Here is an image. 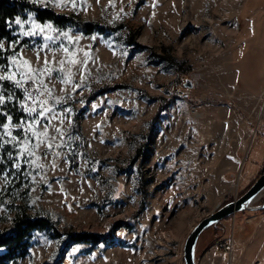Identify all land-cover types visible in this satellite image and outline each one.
I'll return each instance as SVG.
<instances>
[{
	"label": "rangeland",
	"instance_id": "obj_1",
	"mask_svg": "<svg viewBox=\"0 0 264 264\" xmlns=\"http://www.w3.org/2000/svg\"><path fill=\"white\" fill-rule=\"evenodd\" d=\"M244 2L35 0L60 14L123 27L113 35L84 34L29 15L21 18L28 21L23 29L15 24L17 38L2 41L5 50L0 51L11 57L9 44L19 40L14 50L17 64L10 65L17 78L30 68H43L45 56L49 66L57 69L64 61V73L41 78L54 90L53 97L61 98L56 113L71 111L63 123L53 120L49 128V138L55 137L50 142L62 143L53 148L58 156H45L41 146L28 164L21 159L19 173L11 161L0 165V173H10V183L0 174V228L8 226L19 211H26L50 217L60 231H112L115 241L72 244L62 252L61 240L36 232L30 254L20 264H185L184 244L192 228L243 194L264 172V145L260 143H264V93L258 98L242 93L229 62L231 44L243 38L236 31ZM32 23L44 31L21 35ZM48 24L54 30L44 27ZM129 28L135 43L128 41ZM65 32L71 39L61 35ZM46 36L53 39L46 40ZM4 63L0 56V64ZM69 71L72 83H62ZM187 79L192 87L185 86ZM75 84L81 86L73 91ZM4 88L12 92L15 86L10 82ZM102 88L107 91L89 98L94 89ZM45 98L46 94L41 97ZM49 103L54 100L49 98ZM83 108L79 125H74L73 116ZM11 116L13 124L19 123ZM26 118L27 114L22 119ZM216 118L218 125H214ZM234 119L252 134L246 151L241 146V153L235 154L241 163H232L224 154L217 160L215 155H204L199 145L226 138L233 131ZM228 121L230 127L225 129ZM12 134L23 140L22 131L12 129ZM32 143L35 139L29 147ZM196 146L198 151H194ZM19 147L23 144L7 145L0 155L7 151L18 155ZM199 162L204 168L198 169ZM263 204L262 195L250 206ZM263 208H246L206 228L197 241L196 260L211 246L225 244L224 238L232 237L231 242L246 212ZM229 246L218 253L226 256L227 264ZM260 259L264 261V256Z\"/></svg>",
	"mask_w": 264,
	"mask_h": 264
},
{
	"label": "crops",
	"instance_id": "obj_2",
	"mask_svg": "<svg viewBox=\"0 0 264 264\" xmlns=\"http://www.w3.org/2000/svg\"><path fill=\"white\" fill-rule=\"evenodd\" d=\"M240 15L241 22L237 28L236 36L242 35L243 38L241 42L237 43L235 40L231 44L230 69L235 85L242 93L252 98H258L264 93V0H256L255 3L245 0ZM235 120L233 131L228 134L225 133L226 138L220 142L215 140L210 144L199 145L204 155L205 153L215 155L214 158L217 160L224 154V157L231 160L232 163L236 165L241 163L240 156L236 155L241 153L239 150L241 146H244V152L246 151V147H248L246 144L249 143L252 134L250 129L241 127L242 124H238ZM214 125H218V120L215 121ZM223 126L228 129L230 121L224 122ZM210 130L211 136L215 138L214 129L211 128ZM193 132L201 136L198 134V130ZM262 142L263 140H260V143L264 145ZM194 151H198V148ZM199 165L201 167L198 169L204 168L201 162ZM246 213L247 216L237 225L232 241H228L232 237L224 238L225 244L211 246L204 253V256L198 259L200 261H197V264H227L226 256L218 255L227 245L231 246H229L231 250L230 264H264L263 259H260L261 256H264V208L257 212ZM218 228H221L219 231H223L222 226H218ZM220 258H223L222 260L225 262H220Z\"/></svg>",
	"mask_w": 264,
	"mask_h": 264
},
{
	"label": "trees",
	"instance_id": "obj_3",
	"mask_svg": "<svg viewBox=\"0 0 264 264\" xmlns=\"http://www.w3.org/2000/svg\"><path fill=\"white\" fill-rule=\"evenodd\" d=\"M29 15H33L40 22H52L56 26L71 28L84 34L113 35L123 27L122 25H103L96 21H83L71 15L60 14L52 8L43 7L30 0H0V41H12L17 38L15 34V18H25ZM5 21L13 22L11 28L6 26ZM127 38L130 43L136 42L135 34L131 28H129ZM9 85L10 82H3V86L6 88ZM28 87L31 88V85ZM106 91V88L94 89L89 98H95L98 94ZM15 96L19 99L10 102L3 110L8 112L9 115H13L16 121H19L26 116L19 103L24 97L19 90H15ZM84 110L85 108L81 109L78 114L73 116L74 125H79V115ZM4 122L7 121L3 116H0V123ZM0 131L3 130L0 129ZM2 170L3 168L0 166V172ZM36 232H45L51 237L61 240L62 252L72 244L87 243L95 246L100 243H113L115 241L112 231L108 234L76 230L60 231L55 221L48 216L19 211L8 226L0 228V264H20L22 259L30 254L31 241Z\"/></svg>",
	"mask_w": 264,
	"mask_h": 264
},
{
	"label": "snow or ice",
	"instance_id": "obj_4",
	"mask_svg": "<svg viewBox=\"0 0 264 264\" xmlns=\"http://www.w3.org/2000/svg\"><path fill=\"white\" fill-rule=\"evenodd\" d=\"M35 2V0H33ZM29 21H31V16L29 17ZM6 26L11 28L13 22L5 21ZM14 23L20 26L22 29L25 23L28 21H22L20 17H16ZM44 27L49 30H54L51 24L45 25ZM35 29H39L42 33L44 28L40 25L32 23L31 29L28 31H22L21 35L23 36H35L37 35V31ZM61 35L68 37V33H61ZM71 39V37H68ZM95 38V37H94ZM46 40H51L53 37L46 36ZM79 39V38H77ZM16 44H19V40L16 41ZM16 44H9V49L13 51V55L11 57L3 54V51H0V56H3V59L6 61L4 64H0V69L4 71L3 75H0V116H3L7 122L0 123V149H4L5 146L11 145L16 148L19 145L23 144V147H19V154L14 155L13 152L7 151L4 155H0V165H6L8 161H11V167L16 170L17 173L20 172L22 167L21 159L24 164L29 163V158L35 156V150H38L43 146L45 149L44 155L47 156L49 154L58 156L59 153H54L53 148H59L62 146L61 144L54 145L50 142V139H55V137L49 138V128L52 127V121L58 120L60 123H63V119L66 117L68 113H70V109H67L65 112L56 113L55 105L61 103V98L53 97V89L49 88L47 84L44 83V79L41 77L46 76L48 79L53 77V74H61L64 73V69L62 67L64 61H60L61 68L57 69L49 66V60L45 56L44 57V67L40 69H29V73H20V78H17V72L11 70V66H16L17 64V54L15 53ZM47 47V45H45ZM0 50H5V45L2 41H0ZM65 52L68 51L67 48L64 49ZM87 55V53L85 54ZM37 58L39 59V53L37 54ZM23 63L25 65H30V62L24 60ZM73 64L77 63V61L73 60ZM71 73L70 71L65 74V78L62 79V83L68 84L72 83L70 79ZM11 82L12 85L15 86L13 92H8L3 87V82ZM31 83V88L28 85ZM80 84H75L73 87V91L79 88ZM43 89L44 91H41ZM15 90H19L23 93V100H20V107L24 113L27 114L26 119H22L17 124H13V117L8 114V112L4 111V107L8 105L10 102H14L19 98L15 96ZM47 96L45 99H41L42 96ZM49 98L54 100L53 104L49 103ZM43 128V131L39 129ZM12 129H18L24 133L23 140L18 139L16 136L12 134ZM55 131L63 136L62 129L59 127L55 128ZM7 137V138H5ZM35 139V143H32L29 147L30 141ZM26 152V156H25ZM6 156V159H5ZM38 160L39 157H36ZM35 161H32L34 163ZM55 166V165H53ZM42 167V166H41ZM5 177L6 183H10L7 180L9 172L0 173ZM29 176L31 173L28 174Z\"/></svg>",
	"mask_w": 264,
	"mask_h": 264
},
{
	"label": "water",
	"instance_id": "obj_5",
	"mask_svg": "<svg viewBox=\"0 0 264 264\" xmlns=\"http://www.w3.org/2000/svg\"><path fill=\"white\" fill-rule=\"evenodd\" d=\"M193 83L190 79L185 81V86L192 87ZM264 196V172L253 182V184L240 196L234 200L227 202L209 215L202 218L188 234L184 244V261L185 264H197L196 245L200 234L209 226L217 224L224 218L242 211L246 208H262L260 206H250L258 197Z\"/></svg>",
	"mask_w": 264,
	"mask_h": 264
},
{
	"label": "built area",
	"instance_id": "obj_6",
	"mask_svg": "<svg viewBox=\"0 0 264 264\" xmlns=\"http://www.w3.org/2000/svg\"><path fill=\"white\" fill-rule=\"evenodd\" d=\"M192 110H193L194 113L197 112V108H196L195 106L192 107ZM226 248H227V247H225V249H226Z\"/></svg>",
	"mask_w": 264,
	"mask_h": 264
}]
</instances>
